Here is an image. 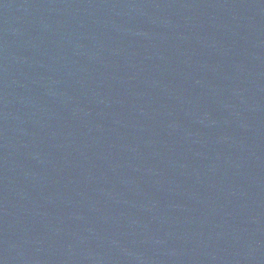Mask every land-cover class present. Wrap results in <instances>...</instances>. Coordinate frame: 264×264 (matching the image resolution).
Returning a JSON list of instances; mask_svg holds the SVG:
<instances>
[{
    "label": "water",
    "instance_id": "obj_1",
    "mask_svg": "<svg viewBox=\"0 0 264 264\" xmlns=\"http://www.w3.org/2000/svg\"><path fill=\"white\" fill-rule=\"evenodd\" d=\"M0 264H264V0H0Z\"/></svg>",
    "mask_w": 264,
    "mask_h": 264
}]
</instances>
